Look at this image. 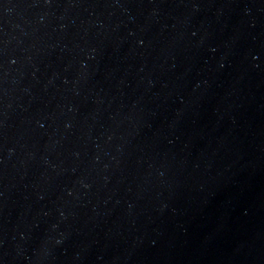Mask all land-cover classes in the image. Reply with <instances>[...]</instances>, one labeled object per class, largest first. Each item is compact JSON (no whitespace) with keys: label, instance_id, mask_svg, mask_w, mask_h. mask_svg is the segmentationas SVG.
Returning a JSON list of instances; mask_svg holds the SVG:
<instances>
[{"label":"water","instance_id":"water-1","mask_svg":"<svg viewBox=\"0 0 264 264\" xmlns=\"http://www.w3.org/2000/svg\"><path fill=\"white\" fill-rule=\"evenodd\" d=\"M0 264H264V0H0Z\"/></svg>","mask_w":264,"mask_h":264}]
</instances>
